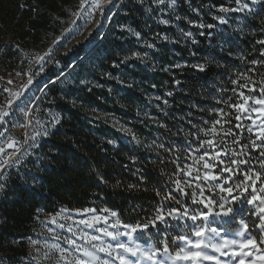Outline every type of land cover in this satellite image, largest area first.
I'll use <instances>...</instances> for the list:
<instances>
[{"label": "rangeland", "instance_id": "obj_1", "mask_svg": "<svg viewBox=\"0 0 264 264\" xmlns=\"http://www.w3.org/2000/svg\"><path fill=\"white\" fill-rule=\"evenodd\" d=\"M120 1L123 2L125 0H113L111 5H105L103 16L99 12H94L93 16L89 18L87 12L81 10L79 0L78 6L71 10L64 19V26L61 31L56 34L46 48L30 55V60L25 67H20L22 71L20 68L0 71V86L3 87V91L4 89L9 90L4 91L0 106H5L7 100L12 99V93H21L20 97L13 101L12 108L9 109V116L5 117L6 122L0 124V133H2L0 135V146L5 148V153L0 154V159L11 158L10 163L3 165L2 169H0V181L10 169L11 164L17 160L20 163L25 153L29 154L38 149L42 140L60 122L62 113L53 107V96L48 93L47 87L62 78L63 82L60 83L58 89L60 95L64 97L66 91H68V83L70 85L74 82H77L76 85L86 84V68L84 66L75 67L79 58L83 57L82 54L78 55V52L83 50L84 53H89L95 49L96 45H98L96 43L97 39L108 15L116 8L118 3H121ZM134 1L136 2L135 5L132 3L125 6L126 8L130 7L131 12L126 11L125 8L122 9L121 16L117 18L116 23L112 27V29H121L124 32L123 36L120 37L121 42H124L122 49L113 52V55L120 58V61L113 62L112 65L119 68L121 66L125 67V65L126 67H132L138 64L151 74L154 70H158L161 67L162 57H167L163 58L165 64L160 71H165L172 78L175 77V73L172 72L173 69L179 70L185 66H194V68L199 69L198 65L206 66V63L213 59L215 60L213 56L215 53L213 52L222 53V47L228 43V40L232 37L235 38L233 31L243 28L248 18L259 11L261 5L264 4L262 2L261 4L251 5L250 0H244V2L249 3L250 7L255 8L254 12L249 13L245 10L244 12L229 11L222 13L219 11L220 7L229 9L238 7L235 0H220V3L216 6L212 1L176 0V3L171 7H169L171 0H164V3H160L159 0ZM87 7L85 5V8ZM122 17H124L123 22H121ZM219 17H223L228 22L225 24L220 23ZM161 20H167L169 23L162 24L160 23ZM158 25L166 28V30L161 31L159 34L157 32L149 33L152 27H157ZM207 25H213V27L209 28ZM134 32L139 35H134ZM184 33H191V36H185ZM178 40L181 46L187 47V54L191 58H182L183 56L174 50L173 45ZM155 41L169 44L171 46L169 53L165 54L163 48L158 47ZM149 44L152 47H148ZM112 49V42L106 39L104 45L93 51V54L102 57ZM260 52L262 53L264 50L262 49ZM202 54H205V57H202ZM262 56L264 57V55ZM65 57H68L69 64L63 66ZM253 61L258 63H253ZM259 61H264V58L250 60L247 65H241L237 72L229 75L227 79L231 81L230 89H226L224 86L210 93L209 101L212 102V107L206 108V105L201 108H196V105L193 107L200 113L199 118H196L197 127L194 128L195 130L187 132L182 141H176V148L181 150V155H177L179 163L176 172L172 175V190L166 193V195L175 196L176 200L170 201L168 199L163 205L157 207L149 220L153 219L157 214V210H159L164 214L165 221H158L156 227L150 226L148 230H145L143 237L136 241L137 243H142L145 247L151 245L157 248L158 259L165 258L163 253V244L165 242L169 244L170 251L174 253L178 246H184V243L179 240V236L185 235L192 240L197 239L191 234L196 227H204L206 229V238H211L214 242H219L222 239H239L235 234L238 231H243L242 220L249 225L246 236H254L258 246L264 249V244L260 243L261 237H264V231L256 227L259 223V216L264 215V213L259 212V207L261 206L259 200L254 204L248 203V200L253 195L264 196V193L259 191L261 187H264V167H262L264 156H261V151H264V148L251 146L252 141L257 144H264V141L257 139L259 135L257 126L260 123V119H264V117H259V113L254 112L243 113L240 114L241 119L238 121L235 119V115L238 114L236 109L230 107L232 104L243 103L242 98L239 96L240 92L250 97L246 107H264L254 103L255 100L264 98V95L261 94V88H264V64L259 63ZM61 70H63L62 74H60ZM125 75L126 71L123 68L117 71L115 78L119 80L120 85H123L128 80ZM53 77L56 78L55 81ZM245 78H250L251 83L248 84V87H241V85L246 83ZM29 80H31V83H29ZM233 81H236V83H233ZM126 85L130 86L129 83H126ZM172 85L175 86V89H179V81L177 79H173ZM250 89L253 90L250 91ZM145 91L146 88H141V92L142 94L144 93V98L149 104L154 98L161 97V94ZM169 93H171L170 89H163L164 96H170ZM163 103L166 105V100ZM76 104L81 103L76 102ZM155 107H157L156 104ZM83 110L87 111L85 105H83ZM221 111L227 115L222 116ZM205 112L208 115H205ZM149 113V109L145 105H141L134 112L133 120L128 119L127 114H119L117 112L103 113L98 110L92 116L98 121H107L116 136L109 139V143L117 146L118 140L127 143H135L139 139L140 141L142 140L140 130L136 129L139 126L136 122L142 124L141 120H146L144 122L146 132H149L150 128L155 127L154 131L151 132H154V135H162L156 129L160 125L163 127L164 123H159ZM189 115L191 114L189 113ZM249 115H251V119L248 118ZM206 116H211L212 119H208ZM56 118H58V122ZM217 119L221 120V124L215 125V120ZM253 120L256 121L255 124H253ZM214 125L217 131L205 135ZM237 125H240V127H237ZM249 126H252L253 130L251 132L247 130ZM227 129L231 130V134H226L225 130ZM45 131L48 133L47 135L43 134ZM151 132L144 137L148 141L151 139L149 137L152 135ZM37 133L40 134L37 135ZM34 135L36 136L35 141L30 139ZM221 137L224 139V143H219ZM10 138L17 141L16 147H7V141ZM234 138L237 141L235 143ZM206 139H212L215 144H218V147L207 149L209 156H206L205 160H209L214 152H221L218 160L210 161L215 165L210 170V173L218 177L217 181L203 180L204 172L209 170L203 168V162L196 164L192 159V157L204 154L206 146L202 145V141ZM33 143L36 144V147H30ZM234 153L238 155H234ZM234 159H243L246 163L243 165L232 164L231 161ZM186 165L193 169L190 176L185 175L187 171ZM225 167L234 171L225 172L223 171ZM197 174L200 175V179H196ZM248 174L251 175L249 176ZM257 175L260 176V180H255ZM177 179L181 181L182 185L187 181L191 187L184 185V193L179 192L175 185ZM217 183L222 187L232 188L231 195L226 192L222 193L218 188L213 187ZM237 185H240V187H237ZM200 188L204 189L205 197L214 200L211 205V211L203 204L193 203L191 194L195 191L198 201L200 199ZM254 188L256 191H253ZM220 197H225L224 201H221ZM177 200L180 201L179 204L176 202ZM220 202L225 204V210L228 207L233 209L230 215H216L220 211ZM85 208L94 209L95 212L84 213L83 209ZM105 208L109 210L108 213L103 211ZM61 209H65V211L62 212ZM173 209H177L175 217L168 215ZM185 209L188 212L186 216L183 215ZM112 211L117 213L116 217L110 216ZM200 213L207 214L208 219L204 220L201 217L195 222L190 219L191 215H199ZM93 214L108 216L109 225L113 224L116 219L121 221V225L124 223H146L148 221H128L122 218L117 210L101 204L84 208H69L61 205L51 212L40 210L35 230L25 238L26 254L24 256L20 255L15 260L0 255V264H70V262L60 260L58 250L51 246L59 245L61 248L73 251L72 246L66 243V239H75L77 244H85L79 238L81 231L89 232L91 235H101L95 228L88 229L79 223L80 220L88 219ZM69 226H71L72 231L68 230ZM100 227H105L103 221L96 225V228ZM211 228H216L220 231V236L215 237L210 231H207ZM109 230L115 231L116 229L110 227ZM120 231H124V229L121 227ZM73 232L76 233L75 236ZM120 239L122 242H128L126 237L122 236ZM33 241L36 243H33ZM102 242L115 244V241L108 237H102ZM247 250L245 249V251ZM253 253L254 256L248 259L255 257V250H253ZM99 255L102 258H107L104 253H99ZM222 259L227 260L228 257H223ZM115 264H118V262H115ZM145 264H151V262H145ZM174 264H193V262L181 260L175 261ZM205 264H212V262H205Z\"/></svg>", "mask_w": 264, "mask_h": 264}, {"label": "trees", "instance_id": "obj_2", "mask_svg": "<svg viewBox=\"0 0 264 264\" xmlns=\"http://www.w3.org/2000/svg\"><path fill=\"white\" fill-rule=\"evenodd\" d=\"M204 1H212L215 6L220 3V0ZM78 3L79 0H0V71L25 67L32 53L52 42L63 28L64 19ZM132 3L135 5L136 2L125 0L119 4L95 49L88 54H83V50L78 52L83 57L75 67L86 68V84L68 83L64 97L58 89L62 78L47 87L53 96V107L62 116L38 149L25 155L20 163L11 164L0 181L4 185L0 190V255L14 260L24 256L25 238L35 230L40 210L51 212L61 205L84 208L101 204L117 210L128 221L149 220L157 207L168 200L166 193L172 190V175L179 163L177 155H181L176 141H182L187 132L197 127L196 118L200 113L193 107H212L210 93L219 87L230 89L229 75L250 60L264 58L260 52L264 45L258 43L264 39L262 4L243 28L233 31L235 38L228 40L222 53L213 52L215 60L206 63L204 71L185 66L173 69L175 77L172 78L160 71L165 64L163 58L167 57H162L161 67L151 74L138 64L116 68L112 63L120 58L113 52L122 49L124 42L120 37L124 32L112 27L122 9L131 12V8L125 6ZM122 18L121 22L124 21ZM164 30L166 28L158 25L149 33L159 34ZM106 39L112 42L113 49L102 57L95 56L93 51L101 48ZM156 44L165 54L169 53V44L162 41ZM173 47L182 58H191L187 47L181 46L179 40ZM68 64L69 59L65 57L63 66ZM121 68L128 79L123 85L115 78ZM173 79L179 81V89L172 85ZM141 88H146L145 92L161 94V97L154 98L149 104ZM164 88L170 89L172 94L164 96ZM3 95L0 86V100ZM83 105L87 111L83 110ZM141 105L149 109L153 119L164 123L156 129L161 136L151 132L155 127H149L150 141L144 138L149 133L145 130L146 120H141L142 124L136 122L141 141L118 140L114 146L109 143V139L116 137L110 125L92 116L98 110L127 114V118L133 120L134 112Z\"/></svg>", "mask_w": 264, "mask_h": 264}, {"label": "snow or ice", "instance_id": "obj_3", "mask_svg": "<svg viewBox=\"0 0 264 264\" xmlns=\"http://www.w3.org/2000/svg\"><path fill=\"white\" fill-rule=\"evenodd\" d=\"M113 0H80V8L82 11L87 12V15L89 18L93 16L94 12H99L102 16L104 15V8L105 5H111ZM160 3H164V0H159ZM251 5H257L264 2V0H250ZM176 3V0H171V4L169 7L174 5ZM235 3L238 5L236 8L229 9L227 7H220L219 11L222 13H227L229 11L232 12H244L247 10V12L252 13L255 11V8L250 7L249 3L244 2V0H235ZM85 5L88 7L85 8ZM179 19V17H177ZM220 23L225 24L228 21L225 20L223 17H219ZM75 23V21H73ZM160 23L162 24H168L169 21L167 20H161ZM203 26V25H202ZM207 27L211 28L213 25H207ZM131 31V29H129ZM264 30V29H262ZM134 35H139L138 33H133ZM185 36H191V33H184ZM167 39V37H165ZM259 44L264 45V40H259ZM148 47H152L151 44L148 45ZM261 55H264V52L261 53ZM253 63H258L257 61H253ZM259 63L264 64V61H259ZM199 69L201 71L205 70L204 65H198ZM246 83L244 85H241V87H248V84L251 83L250 78H245ZM11 83V81H9ZM29 83H31V80H29ZM233 83H236V81H233ZM253 89H250L252 91ZM4 91H9L8 89H4ZM261 94L264 95V88H261ZM12 99L7 100L5 106H0V124H4L5 117L9 116V109L12 108L13 101L15 99H18L21 95L20 92H14L11 94ZM171 95V93H169ZM240 98H242L243 103H236L230 105V107H233L236 109V112L238 113L235 115L236 120L241 119V115L243 113H259V117H264V107L256 108L251 107L248 108L246 105L248 104V101L250 99L249 96L244 95L243 92L239 93ZM257 105L264 106V98L257 99L254 101ZM221 115H227L223 111H221ZM249 119H251V115L248 116ZM57 122H58V118ZM256 121L253 120V124H255ZM221 124V120L217 119L215 120V125ZM215 125L209 130V132L205 133V135H209L211 133H215L217 131ZM237 127H240V125H237ZM259 130V135L257 136V139H260L264 141V119H260V123L257 126ZM249 132H251L252 126H249L247 129ZM226 134H231V130L227 129L225 130ZM40 133H37L39 135ZM44 135H47L48 133L45 131L43 133ZM2 135V133H0ZM31 140L35 141L36 136L30 137ZM237 142L234 138V143ZM219 143H224V139L221 137ZM17 145V141L14 139H9L7 141V147L8 148H14ZM202 145L206 146L205 151L203 155H200L198 157H192L194 163L200 164L203 162V168L207 169L209 171L204 172L203 174V180L205 181H217L218 177L215 175H212L210 173V170L215 167L214 164H212L210 161L218 160L221 156L220 151L214 152L209 160H205L206 156H209V152L207 149L212 148L215 149L218 147V144H215L212 139H206L202 141ZM252 147L255 148H264V144H257L255 141H252ZM30 147H36V144L30 145ZM5 153V148L0 146V154ZM27 155V153H25ZM234 155H238L234 153ZM261 156H264V151H261ZM11 161V158L9 159H0V169H2L3 165L9 164ZM14 163H19V160L15 161ZM232 164H239L243 165L246 163L245 160H232ZM262 167H264V164H262ZM187 171L185 172V175L190 176L192 174L193 169L189 166H185ZM225 172H232L234 171L231 168L225 167L223 169ZM249 176L251 174H248ZM6 178V177H5ZM200 175L197 174L196 179H200ZM255 180H260V176H255ZM176 188L179 192L184 193V185H187L188 187H191L190 184H188L187 181L184 182L182 185L181 181L177 179L175 181ZM4 187L3 184H0V190H2ZM199 187V186H197ZM213 187H216L219 189L220 192H226L229 195H231L233 189L232 188H225L222 187L219 183L213 185ZM237 187H240V185H237ZM246 190V186H245ZM253 191H256L254 188ZM261 193H264V187H261L259 189ZM192 200L193 203H200L203 204L206 208H209L211 211V205L214 203L213 199H208L204 196V189L200 188V199L197 201L196 193L193 191ZM165 199L170 200H176V197L173 195H166ZM225 197H220L221 201H224ZM238 199V198H237ZM257 200L260 202L259 212L264 213V196H256L253 195L250 200H248L249 204H254ZM178 204L180 201H176ZM220 211L216 213V215H224L228 216L232 213L233 209L231 207H228L225 210V204L223 202L219 203ZM61 211H65V209H61ZM79 211V210H77ZM105 213H108L109 210L107 208L103 209ZM84 213H94L95 210L91 208H85L83 209ZM177 212V209H173L171 212L168 213L169 216L175 217V214ZM187 209L184 210L183 215H187ZM111 217H116L117 213L115 211L110 212ZM203 217L204 220L208 219V215L205 213H200L199 215L193 214L190 216V219L192 221H197ZM103 221L105 224V227L96 228V225L100 224ZM164 222L165 216L162 212L157 210L156 216L148 220L146 223H124L121 225V221L119 219H116L115 222L111 225L108 224V216H98V215H91L88 219H82L79 221L80 224L84 225L85 228L92 229L95 228L97 232H99L101 235H91L89 232L81 231L79 233V238L85 242V244H77L75 239H66V243L71 245L73 248V251H69L66 248H61L59 245H52L51 247L58 250L59 252V259L70 262V264H115V262H118V264H145V262H151V264H174L175 261H192L193 264H205V262H212V264H264V249H261L258 244L257 240L254 236H246V233L249 229V225L245 223L243 220L241 221V225L243 228V231L236 232V236L239 237V239H222L219 242H214L211 238H206L205 233L206 229L204 227H196L194 231L191 233L197 239L192 240L188 236L181 235L179 236V240L184 243V246L180 247L178 246L177 250L173 252L170 251L169 244L165 242L163 244V253L165 258L164 259H158V249L153 246L145 247L142 243H137L136 241L138 239H141L144 235L145 230H148L151 227H156L157 222ZM63 227V225H61ZM116 229L115 231H110L109 228ZM123 228L124 231H120V228ZM257 228H259L261 231H264V215L259 216V223L256 225ZM69 231H72L71 226H69ZM207 231H210L215 237L220 236V231H218L216 228L208 229ZM73 235L75 236L76 233L73 232ZM126 237L128 242H122L121 237ZM102 237H108L112 241H115V244L102 242ZM33 243H36L33 241ZM260 243L264 244V237H261ZM88 245V246H85ZM245 249H248L245 251ZM210 250V251H209ZM253 250H255V257L253 259H248L249 257H253L254 253ZM99 253H104L107 258H102ZM218 254V255H217ZM223 257H228L227 260L222 259Z\"/></svg>", "mask_w": 264, "mask_h": 264}, {"label": "bare ground", "instance_id": "obj_4", "mask_svg": "<svg viewBox=\"0 0 264 264\" xmlns=\"http://www.w3.org/2000/svg\"><path fill=\"white\" fill-rule=\"evenodd\" d=\"M121 2V1H120ZM119 4L120 3H118V5L116 6V8H114L113 9V11H111V13L108 15V17H107V19H106V21H105V23H104V27L102 28V30H101V33H102V35L101 36H99V38L97 39V44H98V42L100 41V39H101V37L104 35V33L106 32V29L110 26V22H111V20H112V18L115 16V13L117 12V10L119 9ZM95 46V45H94ZM83 54H88V53H83ZM81 58H79V60H80ZM71 65V64H70ZM62 72H63V70H61L60 71V74H62ZM53 80H56V78H53Z\"/></svg>", "mask_w": 264, "mask_h": 264}]
</instances>
